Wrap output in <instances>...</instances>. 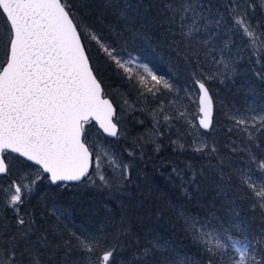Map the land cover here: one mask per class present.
<instances>
[{
  "label": "snow or ice",
  "instance_id": "obj_1",
  "mask_svg": "<svg viewBox=\"0 0 264 264\" xmlns=\"http://www.w3.org/2000/svg\"><path fill=\"white\" fill-rule=\"evenodd\" d=\"M79 8H90L89 0H80L79 6L70 0H0V178L8 181L0 183V264H69L70 259L72 264H118L117 257L133 244L124 264H198L151 230L135 235L129 224L144 204L138 205L129 190L137 157L144 159L146 145L159 152L157 138L166 133L175 135L170 141L174 148L191 151L201 161H186L183 169L173 167L169 174L180 181L184 196L198 203L210 191L225 197L235 180L248 190L250 211L264 222V158L256 151L264 137V0H102L99 28L87 23L90 13L81 14ZM157 22L173 37L177 60L191 69L193 87H186L184 96L197 104L195 119L182 109L180 89L169 78L130 53L125 56L123 46L106 42L116 28V35L138 36ZM92 43L144 90L141 96L175 93L152 109L151 128L123 153L87 137V126L95 120L108 137L125 138L121 117L93 64ZM245 53L255 80L244 79L242 104L222 102L226 124L218 129L208 82H234ZM124 108L135 105L125 100ZM218 131L225 133V142L217 138ZM244 156L249 164L237 168V158ZM45 179L50 187L41 192ZM70 186L103 189L118 201L115 210L105 205L106 227L65 233L41 223L37 208L58 219L62 215L52 203L58 193L51 188ZM208 203L207 219L170 204L206 264H264V228L253 233L234 205L227 219L218 218Z\"/></svg>",
  "mask_w": 264,
  "mask_h": 264
},
{
  "label": "trees",
  "instance_id": "obj_2",
  "mask_svg": "<svg viewBox=\"0 0 264 264\" xmlns=\"http://www.w3.org/2000/svg\"><path fill=\"white\" fill-rule=\"evenodd\" d=\"M70 2L79 6L80 0H70ZM89 2L90 8H79V11L81 14L90 13L85 16V21L87 23H95L99 28L101 25L97 21V17L103 11L102 0H89ZM110 21L111 17H108L104 23L107 24ZM119 31L120 29L116 28L115 32L109 35L106 42L118 48L123 46L126 49L125 56L129 53L132 56L138 55L137 57L150 64L157 75L169 78L175 86L182 87L184 85L183 91L186 86L189 89L193 87L189 77L191 69L185 65L182 59L177 60L174 49L171 47L173 37L168 35L167 29L160 25L159 22L144 29L143 34L138 36L130 34L127 36L116 35V32ZM105 35H108L107 29H105ZM89 48L93 64L99 69L98 75L103 81L104 90L114 103L117 115L121 117V131L124 133V137L130 138L131 145L134 138L151 128L152 122H149L145 113H151L152 109L156 108L160 101L166 102V93L158 94L155 98L147 93L141 96L140 92L144 90L138 88L135 81L130 82L123 71L117 69L95 43L90 44ZM239 66L241 74L234 77V82L227 81L224 84H221L219 80L208 82L207 86L210 88L216 102L215 123L218 129H223L226 124L223 118V111L225 110L223 104H242L244 102V94L240 89L244 79L251 78L255 80L253 73L249 70L246 53L244 54V59L239 62ZM113 87L126 93L136 102V106L143 109V111L135 109L129 114H124L118 104L117 96L113 92ZM261 88L264 89V85H261ZM138 121H143V124L138 123ZM217 138L221 140V143L227 139L223 131L217 132ZM160 139L161 149L159 152L155 151V145L145 146V157L142 161L136 162V170L133 172L132 177L134 184L129 186V190L133 191L138 198L137 204L139 205L141 200L144 201L143 208L129 221L131 230L135 235L143 237L145 233L151 230L158 237L168 241L181 257H194L198 264H206L202 251L193 243L191 236L184 232L183 221L178 219V213L170 204L176 207L182 206L192 216H200L204 219L208 218L204 207L205 203L210 202L208 203L209 209L214 205L215 215L224 219L228 218L229 206L234 205L241 210V218L249 221L253 233L264 228V222L261 221L259 213L250 211V200L245 198V193L248 190L243 187H237L235 180L232 182L233 190L226 193L225 197H215V193L210 191L205 199L198 203L195 199L190 200L187 196H184L178 185V180L169 175L171 173L169 165L170 163L181 164L186 161H194L199 165L201 161L191 151L181 152L178 148H174L170 141L176 139L175 135L166 133ZM258 143L260 148L256 149V151L264 158V137H259ZM248 164L249 161L246 156L237 158V168ZM178 168L182 169L181 167ZM139 171H141V174L145 173L146 177L140 178L141 176H138ZM0 183H6L5 178H0ZM137 185L139 187H136ZM49 187L48 182L44 183L41 186V192ZM51 190L53 193H58L52 203L60 209L62 215L58 219L57 215L48 213L43 208H37L36 215L40 218L42 224L46 221L47 227L65 230V233L67 229L77 231L96 230L106 227L107 211L105 205L113 210L118 205V201L111 200L108 192L102 189H77L70 186L67 189L52 187ZM32 205H36V199L32 200ZM2 210V205H0V211ZM41 212H45L43 217H41ZM8 215L11 216V212ZM118 219L119 216H117ZM121 239L127 244L126 238L122 237ZM134 248L135 245L133 244L131 249L126 250L123 253L124 258L132 254ZM119 259L123 260L122 257H117L118 262ZM69 264H72L71 259Z\"/></svg>",
  "mask_w": 264,
  "mask_h": 264
},
{
  "label": "rangeland",
  "instance_id": "obj_3",
  "mask_svg": "<svg viewBox=\"0 0 264 264\" xmlns=\"http://www.w3.org/2000/svg\"><path fill=\"white\" fill-rule=\"evenodd\" d=\"M3 30H4V22H3L2 19H0V32H2ZM0 50H2V45H0ZM1 52L2 51H0V55H1ZM137 56L138 55H135L134 57H137ZM137 58H138V61L139 62L148 63V62L142 60L139 57H137ZM148 79H149V82L151 83L150 78H148ZM183 86L182 87L176 86L177 89H180L179 95H180V98H181V107H182V109H186L187 110V113L189 115L191 114V116H190L191 119H195V113L197 111V104H196L195 101H193L191 99H188V98H186L184 96V91L182 89ZM185 88H184V90H185ZM187 88H189V87H187ZM113 92L117 96L118 104H119L121 110H122V108H124V101L125 100H128L130 104H134L135 105V108L134 109L124 108V110L122 111L124 114H129L131 111H133L135 109H140V107L136 106V104H135L136 102L133 101L126 93L118 90L115 87H113ZM174 95H175V93L172 94V95H169V94L166 93V97H165V101L166 102H165V104H167V102L169 100H172L173 97H174ZM157 105H159V103ZM157 105H156V107H157ZM145 114H146L147 118L149 119V122H152V117H151L150 113L146 112ZM87 137H88V140L90 142H94L95 144H102L104 146H110L111 149L113 151L117 152V153H123V151H124L125 148H128V147L131 146L130 145V138L125 137V138H121L119 140H117L115 138L114 139L107 138L96 127L95 123H91V122L87 126ZM157 140L160 143V140H161L160 137H158ZM123 158H124L125 162H128V159L129 158L127 157L126 154H124V157ZM139 160L142 161L141 159H139V157H137V161L136 162H140ZM169 166L171 167V171H172V167H181L183 169L184 166H185V162H183L181 164L170 163ZM138 176H141L140 178L146 177L145 176V173H142L141 174V171L138 172ZM5 180H6V183H7L8 182L7 181V178H5ZM46 182H47V180L45 179V181L43 182V184L46 183ZM178 183H179L178 185H180V181L179 180H178ZM0 195H2V194H0ZM131 255L132 254L127 255V258H124V256H118V257H122L123 258V260L122 259H119V262L118 263L119 264H124V261L126 259H128Z\"/></svg>",
  "mask_w": 264,
  "mask_h": 264
},
{
  "label": "water",
  "instance_id": "obj_4",
  "mask_svg": "<svg viewBox=\"0 0 264 264\" xmlns=\"http://www.w3.org/2000/svg\"><path fill=\"white\" fill-rule=\"evenodd\" d=\"M106 98L109 99V100L112 102V100H111L108 96H106ZM112 103H113V102H112ZM113 106H114V108H115L114 103H113ZM91 122H94V123H95L96 127L102 132V134H103L104 136H106L107 138H111V139H112V137H108L106 134L103 133V129H101V128L99 127V124H98L95 120H91Z\"/></svg>",
  "mask_w": 264,
  "mask_h": 264
},
{
  "label": "bare ground",
  "instance_id": "obj_5",
  "mask_svg": "<svg viewBox=\"0 0 264 264\" xmlns=\"http://www.w3.org/2000/svg\"><path fill=\"white\" fill-rule=\"evenodd\" d=\"M115 110H116V108H115ZM111 139V138H110ZM112 139H114V138H112Z\"/></svg>",
  "mask_w": 264,
  "mask_h": 264
}]
</instances>
